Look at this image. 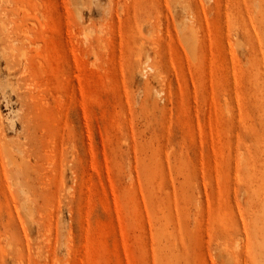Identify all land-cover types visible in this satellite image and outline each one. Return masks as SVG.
<instances>
[{
  "label": "rangeland",
  "instance_id": "374dc122",
  "mask_svg": "<svg viewBox=\"0 0 264 264\" xmlns=\"http://www.w3.org/2000/svg\"><path fill=\"white\" fill-rule=\"evenodd\" d=\"M8 80L0 264H264V0H0Z\"/></svg>",
  "mask_w": 264,
  "mask_h": 264
},
{
  "label": "bare ground",
  "instance_id": "6f19581e",
  "mask_svg": "<svg viewBox=\"0 0 264 264\" xmlns=\"http://www.w3.org/2000/svg\"><path fill=\"white\" fill-rule=\"evenodd\" d=\"M4 18H6V17H4ZM3 24V23H2ZM1 24V27H4L5 28V26L4 25H2ZM31 24V23H30ZM34 23H32L31 25H33ZM10 27V26H9ZM36 27V26H35ZM5 30H6V28H5ZM192 32V31H191ZM22 35H25V34H22ZM26 35H28V34H26ZM30 36V35H29ZM192 36H194V35H192ZM31 37V36H30ZM29 38V37H28ZM29 40H31L30 38H29ZM25 42H27V41H25ZM17 43V42H16ZM31 45L33 44L32 42L30 43ZM29 44V45H30ZM35 44V43H34ZM15 45V44H14ZM31 45L29 46V47H31ZM33 46V45H32ZM35 49H36V51L38 52V53H42L43 52V50H42V48L40 47V45H37V44H35ZM2 49V48H1ZM18 51H16V52H18L17 53V56H15V54H13V55H10V58H8V59H6V63H7V69H8V71H9V75H12V73H14V72H16L18 69H21V68H23V69H28V66L26 65V66H24V63H23V60H27V61H30L31 63H33L32 62V60H30V58H29V54H30V52L29 51H26V50H24V48H19V49H17ZM3 52H6V51H4L3 50ZM13 53H14V51H12ZM12 58V59H11ZM26 62V61H25ZM37 62H38V60H37ZM40 62V61H39ZM39 62H38V64H39ZM41 64V63H40ZM17 67V68H16ZM19 67V68H18ZM7 71V72H8ZM24 75V74H23ZM22 75V76H23ZM15 78V77H14ZM13 78V79H14ZM17 84H18V86H19V89H14V86H13V82L12 81H10V80H8L6 83H3V82H0V94H3V98H4V101H5V103H6V106L9 104V106L11 105L10 104V100H11V97H12V95L13 94H16L17 95V101L21 104V105H24V104H26L28 101H33V100H35V97H34V94L35 93H33L32 91H30V90H27V91H25L26 93L25 94H31V98L30 99H28V96L27 95H25V96H23V95H21V93H19V90H21V88H20V84H19V82H17ZM16 88H18V87H16ZM45 88V87H44ZM15 96V95H14ZM2 97V96H1ZM12 100H13V97H12ZM42 104H43V102H42ZM47 106V105H46ZM11 114H13L12 113V110H11V112H10ZM9 120L11 121V127H15V126H17V125H22L23 124V122H24V117L22 118V120H19V121H14V118H9ZM3 122H2V118H1V115H0V159L2 160H6L7 161V164H9V162L12 164V166H15V165H17V161L15 160V158L14 157H17V158H23L24 157V150H22V149H20V148H17V146L16 145H12V146H10V144H8L3 138H2V134H3ZM26 129V128H25ZM25 139H27L26 137H25ZM23 147H25V146H23ZM6 166V165H5ZM11 166V167H12ZM7 167V166H6ZM9 168V167H8ZM6 169V168H5ZM10 171V170H9ZM11 172V171H10ZM29 195V194H28ZM28 197V196H27ZM28 201H29V199H28ZM27 203V202H26ZM29 203V202H28Z\"/></svg>",
  "mask_w": 264,
  "mask_h": 264
}]
</instances>
